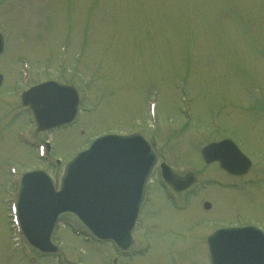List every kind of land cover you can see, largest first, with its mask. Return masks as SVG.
<instances>
[{"label":"rangeland","instance_id":"374dc122","mask_svg":"<svg viewBox=\"0 0 264 264\" xmlns=\"http://www.w3.org/2000/svg\"><path fill=\"white\" fill-rule=\"evenodd\" d=\"M0 30L7 39L0 90H10L22 56L32 64L30 81L64 80L81 97L73 123L34 135L50 140L53 158L61 159L47 163L16 133L28 123L25 113L12 121L17 104L0 93V264H112L109 242L84 239L67 225L55 230L59 252L31 261L29 246H13L2 202L10 166L43 167L58 185L66 162L106 132L140 131L175 172L197 177L182 191L197 204L176 211L156 166L146 205L153 211L145 215L154 223L150 247L116 264H209L203 230L239 223L237 214L264 228V0H0ZM149 103L156 104L152 113ZM212 111L255 161L244 187L218 183L237 178L201 157ZM207 198L210 209L202 205Z\"/></svg>","mask_w":264,"mask_h":264},{"label":"water","instance_id":"95a60500","mask_svg":"<svg viewBox=\"0 0 264 264\" xmlns=\"http://www.w3.org/2000/svg\"><path fill=\"white\" fill-rule=\"evenodd\" d=\"M2 44L0 35V50ZM71 89L55 82L44 83L27 92L24 101L35 100L30 94L47 96L44 105L30 104L38 111L41 127L56 126L75 114L77 94ZM217 145L203 149L205 159H220L229 170L241 172L239 157L231 153L225 156ZM155 161L154 150L142 134H108L97 138L67 164L60 190L54 188L45 171L26 173L20 193V223L26 236L45 249L56 223L69 220L99 237H112L127 245ZM176 180L174 175L170 178L178 186ZM192 180L189 176L185 185ZM249 228L231 230L235 241L229 239L228 244L213 252V264H264V240L258 236L253 239ZM231 231L224 233L233 234ZM249 242L259 245L254 247Z\"/></svg>","mask_w":264,"mask_h":264},{"label":"flooded vegetation","instance_id":"af4514ba","mask_svg":"<svg viewBox=\"0 0 264 264\" xmlns=\"http://www.w3.org/2000/svg\"><path fill=\"white\" fill-rule=\"evenodd\" d=\"M12 103H13L12 106L14 105V103L17 104V106L14 107V110L15 111H14V115L12 116V121H14L16 118L19 119L21 117V115H22L21 112H18V108H19L18 103H21V102H20V100L15 99L13 97ZM254 167H255V163H252V165L250 166V168L248 169V171L245 174H240V175H237V176H232V175L228 174V177H235V178H237V181H234V182H232V181L224 182L226 184V185H224V187H226V188H230L231 186L232 187H235V186H237V187H244L243 186L244 185L243 181L246 180L247 178H250L251 177L250 176L251 173H252L251 171H252V169L253 170L255 169ZM177 201L179 203H181V201H180L179 198L177 199ZM182 203H185V205H186L185 200H183ZM191 206L194 207L195 204L194 203H190V208H191ZM143 220H144L143 218L141 220L139 219L138 225H142ZM246 223H251V222H246ZM246 223H243V224H246ZM149 225H150V223H149ZM207 234L208 233L204 234V236H206ZM144 244L145 243H143L142 238L141 237H138V235H137L135 237V240H134V243H133L132 247L129 250H127V251H125V250H122L121 251V253H120L121 257H124V258L126 257V258H128L130 260L131 259L130 257H133V255L136 254V253H134V249L141 250L140 252H137L138 255L139 254H143L146 251V249L144 248ZM115 262H116V260L114 261V264H115Z\"/></svg>","mask_w":264,"mask_h":264}]
</instances>
